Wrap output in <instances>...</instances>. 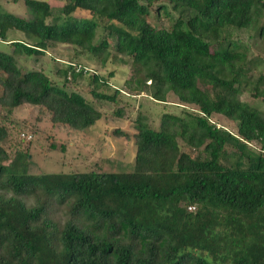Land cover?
Segmentation results:
<instances>
[{"label": "trees", "instance_id": "obj_1", "mask_svg": "<svg viewBox=\"0 0 264 264\" xmlns=\"http://www.w3.org/2000/svg\"><path fill=\"white\" fill-rule=\"evenodd\" d=\"M23 1L32 19L0 11V41L14 54L37 57L62 44L102 64L127 57L125 87L148 84L164 104L172 95L182 114L164 113L157 130L138 117L134 158L119 170L99 160L72 173H32L23 150L10 159L0 125V264H264V111L240 98L247 88L264 99V73L247 75L244 46L232 40L233 30L264 34V0H66L57 16L46 0ZM152 8L168 28L148 23ZM9 31L26 41H8ZM196 60L221 75L196 71ZM0 72L4 118L28 104L53 126L80 132L102 117L81 94L41 70L21 72L2 51ZM56 73L64 83L86 74L97 101L122 93H97L106 80L79 63Z\"/></svg>", "mask_w": 264, "mask_h": 264}, {"label": "rangeland", "instance_id": "obj_2", "mask_svg": "<svg viewBox=\"0 0 264 264\" xmlns=\"http://www.w3.org/2000/svg\"><path fill=\"white\" fill-rule=\"evenodd\" d=\"M57 16L61 13L66 0H46ZM0 11L18 17L32 19V13L25 6L23 0L13 2L12 0H0ZM147 18L151 26L169 27L168 20L164 15L155 19L154 10ZM84 15L85 14H79ZM260 25L264 26V17ZM7 40L26 41L22 33L9 31ZM232 40H237L244 46L246 62L251 69L247 75L253 79L260 73H264V34L258 36L256 31L240 30L232 31ZM0 51L5 52L15 59L21 72L33 70L43 71L54 84L65 91H74L81 94L87 102L102 113L95 125L86 131H72L68 128L50 122V115L32 105H21L13 110L9 117L3 116L0 108V125L7 128L9 136L3 144L10 159L17 150L27 151L31 154L32 173H72L90 170L97 161H107V169L119 170L120 163H129L133 160L136 147L134 135L136 133V119L141 117L152 129L157 130L160 126L161 116L164 113L181 115V106L178 105L174 96L167 97V103H160L151 98L152 90L146 84L142 91H131L127 89L124 82L131 75V63L127 57L116 54V59L111 58L105 64L99 59L73 48L70 45L54 44L46 54L37 57L20 56L13 53V46L9 42L0 41ZM115 55V53H114ZM123 59V61H120ZM79 63L88 69V75L97 74L102 82L96 90L97 93L109 96L115 95L116 90H121L115 97V102L97 101L92 97L90 79L85 74L75 79L63 78L56 73V69H63L66 63ZM194 69L210 77L220 76V72L209 62L196 60ZM3 73L0 72V78ZM0 87V95H1ZM241 100L264 111V99L256 98L245 88L241 92ZM118 112L120 114H118ZM218 125L226 127L235 132V125L221 116L212 118ZM116 131H119L117 134ZM179 146H183L180 138H176ZM58 146L57 151H50L49 144ZM63 145L64 151H58ZM119 161V163H118ZM6 160L4 165H9Z\"/></svg>", "mask_w": 264, "mask_h": 264}, {"label": "built area", "instance_id": "obj_3", "mask_svg": "<svg viewBox=\"0 0 264 264\" xmlns=\"http://www.w3.org/2000/svg\"><path fill=\"white\" fill-rule=\"evenodd\" d=\"M259 151H260L262 157L264 158V138H263L261 146L259 147ZM188 210H193V208L189 207Z\"/></svg>", "mask_w": 264, "mask_h": 264}]
</instances>
